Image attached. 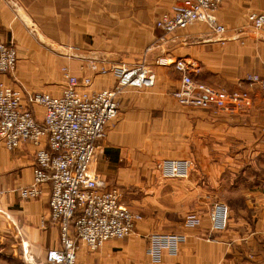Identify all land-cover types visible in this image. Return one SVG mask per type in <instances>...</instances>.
<instances>
[{"label":"crops","instance_id":"0c3cea01","mask_svg":"<svg viewBox=\"0 0 264 264\" xmlns=\"http://www.w3.org/2000/svg\"><path fill=\"white\" fill-rule=\"evenodd\" d=\"M179 2L0 0V29L21 56L14 73L0 74L2 85L60 95L67 84L59 74L64 65L74 76L91 77L89 90L98 91L116 84L112 66L131 67L143 55L157 75L154 87H126L118 95L120 114L95 164L104 188L119 186L125 204L144 219L127 239L97 250L81 245L77 264H264V92L251 89L253 109L235 116L192 108L173 96L182 75L155 64L159 57L184 58L197 81L247 89L246 72L264 77V31L248 27L251 13H264V0H223L217 13L227 29L223 43L207 40L213 34L206 24L192 23L146 54L162 35L157 21ZM28 23L59 52L50 53ZM63 49L82 56L58 54ZM101 68L111 70L101 74ZM35 113L42 122L43 108ZM36 149L31 142L12 150L0 142V264H42L59 245L60 229L49 221L50 187L35 199L19 195L33 184ZM183 158L194 161L188 179L162 178L163 159ZM222 192L230 207L227 229L206 240V212ZM191 210L203 212L198 228L183 226ZM164 231L181 232L187 241L177 255L154 262L145 254L146 235Z\"/></svg>","mask_w":264,"mask_h":264},{"label":"built area","instance_id":"2783aa9c","mask_svg":"<svg viewBox=\"0 0 264 264\" xmlns=\"http://www.w3.org/2000/svg\"><path fill=\"white\" fill-rule=\"evenodd\" d=\"M223 0H180L172 14L157 21L166 35L187 29L194 22L207 23L225 39L226 27L217 22L216 11ZM249 20L256 29H264V14L251 13ZM18 52L7 45L0 31V73L16 68ZM174 68L182 75L179 90L174 95L184 104L214 107L233 113L249 105L245 93L218 91L194 80L187 60L162 58L159 65ZM117 76L114 86L90 91L91 78L78 79L65 67L67 84L60 95L24 91L0 84V142L16 149L25 142L35 145L34 181L20 189L24 199L40 196L50 187V217L60 229V247L51 248L42 264H77L81 243L91 250L99 249L109 240L131 235L142 217L121 202L118 188L107 190L100 183L95 164L103 148L109 124L118 118V95L126 87H154L156 75L150 65L141 62L133 67L112 66ZM111 69H104V73ZM249 81L264 89V80L251 75ZM178 100V101H179ZM179 101V102H180ZM180 102V103H181ZM43 108V121L36 117L35 107ZM46 146H43V142ZM188 159H164L161 173L167 179H186L191 173ZM226 208L218 205L213 215L214 228L225 226ZM197 224L194 218L187 221ZM182 238L154 236L153 255L160 259L161 251L175 252Z\"/></svg>","mask_w":264,"mask_h":264},{"label":"rangeland","instance_id":"374dc122","mask_svg":"<svg viewBox=\"0 0 264 264\" xmlns=\"http://www.w3.org/2000/svg\"><path fill=\"white\" fill-rule=\"evenodd\" d=\"M223 2V1H222ZM177 4V3H176ZM221 6H222V3H221V5L219 6V8H218V10L216 11V17H217V22L218 23H220V24H222L220 21H219V19H218V11H219V9L221 8ZM255 13H257V12H255ZM171 14H172V9H171ZM260 14H264V13H260ZM194 23H204V22H194ZM204 24H206L211 30H212V34L213 35H211V37H213L212 39H209L208 37V39L207 40H218L216 37H217V34L214 32V30L207 24V23H204ZM224 25V24H223ZM28 26H29V30L31 31V33L35 36V37H37V38H39L38 40H39V42L41 43H43V46L44 47H46L47 48V50H49V52L51 53V51L52 52H56L54 49H52L51 48V46H50V44H49V42L46 40V39H44V38H42V36H41V33L35 28V26H34V24H32V23H28ZM225 26V25H224ZM226 27V26H225ZM248 27H249V29H251V31L252 32H254L255 34H260L262 31H264V29H256L253 25H252V23L250 22V20H249V22H248ZM158 28V27H157ZM159 29V28H158ZM160 30V29H159ZM227 30V29H226ZM0 31H1V33H2V39H3V41L7 44V45H9V46H12V47H14L15 49H16V51L18 52V63H17V65H16V68L14 69V70H12V71H9V72H6L5 74H8V73H14L16 70H17V68H18V65H19V62H20V58H21V56L19 55V47L14 43V42H10L9 40H7V38L5 37V35H4V33H3V31L0 29ZM161 31V30H160ZM183 31V30H182ZM178 32V31H177ZM227 32V31H226ZM161 33H162V35L158 38V41H159V43L157 42V43H155L154 45H151V46H149V48L145 51V53L147 54V52L148 51H153V50H155V49H157L158 48V46H163V45H165L166 43H167V40H166V36H168V35H171V34H168V35H166L165 36V38H162L163 36H164V33H163V31H161ZM173 34V33H172ZM227 33H225V36L227 37V35H226ZM226 37H225V39L224 40H218V42H221V43H223V42H225L227 39H226ZM236 39V38H235ZM41 43V44H42ZM48 44H49V46H48ZM58 54H62V52H60V53H58ZM51 55V54H50ZM63 56H65L64 54H62ZM67 55H68V58H73V59H78L77 57H80V56H82V55H80L79 54V52H77V54H76V52H72V51H70L69 52V54H68V52H67ZM55 57L54 55H51V57ZM47 57H50V56H47ZM46 57V58H47ZM146 56L145 55H143V57L136 63V64H134V65H137L138 63H141V62H145V63H147L148 64V61L146 60V58H145ZM162 58H165V57H159V58H157L156 60H155V64L156 65H159V61H160V59H162ZM47 59H49V58H47ZM178 59H184V58H178ZM95 60H98V58H95ZM184 60H186V59H184ZM89 61V63L90 64H94V61L93 60H88ZM172 61V60H171ZM174 61V60H173ZM188 63H190V65H191V62L188 60ZM133 65V66H134ZM133 66H131V67H133ZM160 66H162V65H160ZM171 66H173V64H171ZM174 67V66H173ZM65 67H64V65L63 66H61L60 68H59V74H60V78L61 77H63V78H65L64 76H65V69H64ZM67 68V67H66ZM68 69V68H67ZM104 69L105 68H101V70H100V73L102 74V73H104L103 71H104ZM175 69V68H174ZM191 69V68H190ZM154 70V69H153ZM176 70V69H175ZM192 70V69H191ZM68 71H69V69H68ZM177 71V70H176ZM70 72V71H69ZM196 72H200V69L198 68V69H196ZM106 73V72H105ZM154 73H155V75H156V72L154 71ZM0 74H4V73H0ZM71 74V73H70ZM72 75V74H71ZM251 75H257V76H259V79H262V80H264V77H262L261 75H259V74H257V73H253V72H246L245 73V77H244V81L246 82V85H247V89H245V90H229V89H227V88H224V87H219V88H217V87H213V86H211V85H208V84H206V83H203V82H200V81H197V80H195V81H197V82H200V83H203V84H206L207 86H209V87H211V88H213V89H215V90H218V91H223V90H226L228 93H245L246 95H247V97H248V99L247 100H249V105L248 106H245V107H241V108H239L237 111H235V112H233V113H226V112H222V111H218L216 108H214V107H211V108H199V107H194V108H199V109H204V110H209V111H213L214 113H216V114H222V115H230V116H235V115H239V114H241V113H243V112H248V111H250V110H252L253 109V107H254V101H253V96H252V94H251V89H253V88H258L260 91H262V92H264V89L260 86V84H258V83H251L250 81H249V79H250V77H251ZM74 76V75H73ZM77 77V76H76ZM78 79H83V78H91V77H83V78H79V77H77ZM156 79H157V75H156ZM181 80H182V78H181ZM156 83V82H155ZM180 85H181V82H180ZM180 87V86H179ZM16 88H19V89H21V90H24V88H22V87H16ZM179 90V88L177 89V90H175L174 92H173V96L177 99V100H179L175 95H174V93L176 92V91H178ZM24 91H26V90H24ZM27 91H33V90H28L27 89ZM34 92V91H33ZM180 101V100H179ZM181 102V101H180ZM179 102V103H180ZM181 104L182 105H185V106H189V105H186V104H184V103H182L181 102ZM37 107V106H36ZM35 107V108H36ZM189 107H192L193 108V106H189ZM34 108V109H35ZM110 125V124H109ZM109 127V126H108ZM108 129V128H107ZM105 140V139H104ZM104 143V142H103ZM183 159H187V158H183ZM164 160V159H163ZM188 160H190L191 162H192V168H191V173H190V175H189V177L191 176V174H192V171H193V169H194V161L192 160V159H189L188 158ZM162 162V161H161ZM161 162H160V164H159V169H160V174L162 175V173H161ZM188 177V178H189ZM162 178H164L163 176H162ZM188 178H186V179H188ZM164 179H167V178H164ZM176 180H183V179H176ZM32 185V184H31ZM30 185V186H31ZM27 187H29V186H27ZM45 188V187H44ZM112 188H118L121 192H122V197H121V202H122V204L125 206V207H127L130 211H132V212H134V213H137V214H139L141 217H142V219L137 223V225L144 219V216H143V214L141 213V212H136L135 210H133V209H131L128 205H126L125 204V202H124V193H123V191H122V189L119 187V186H115V187H111L110 189H112ZM22 189V188H21ZM106 189V188H105ZM110 189H107V190H110ZM20 191V190H19ZM43 191H44V189H43ZM20 195V194H19ZM225 196H227V194L226 193H224V192H222L221 193V195H219L218 196V198L217 199H213V200H211L210 201V206H209V209H208V211L206 212V214H207V216H208V219H209V230H208V235H207V237H206V240H212V235L213 234H215V233H222V232H224L226 229H227V225H228V221H229V218H230V207H229V205L227 204V202H226V200H225ZM37 198V197H36ZM24 199V198H23ZM32 199H35V198H32ZM218 205H224L225 206V208H226V219H225V226L223 227V229H215L214 228V226H213V224H214V220H213V215H214V213H215V210H216V207L218 206ZM190 218H194L196 221H197V224H195V225H190V224H188L187 223V221H188V219H190ZM49 221L52 223V224H54L55 226H57L58 228H59V226L55 223V222H53L52 221V219H51V217H50V212H49ZM182 223H183V226L185 227V228H198V227H200L201 225H202V223H203V212L202 211H189L185 216H184V218H183V220H182ZM136 225V226H137ZM135 229H136V227H135ZM134 229V230H135ZM154 236H164V237H171V236H176V237H180V238H182V241L179 243V245H178V247H177V249H176V251L175 252H169V251H167L166 249H164V250H162L161 251V257H160V259H155V257H154V255H153V242H152V237H154ZM127 238H129V236L128 237H126V238H124V239H127ZM124 239H118V240H124ZM110 241V240H109ZM187 241V236L185 235V234H183V233H181V232H175V231H164V232H150V233H148L147 235H146V248H145V254L147 255V257H149L150 259H152V261H154V262H159V261H161L162 260V258H163V255L165 254V253H167V254H169V255H177L179 252H180V249H181V246L185 243ZM108 242V241H107ZM106 242V243H107ZM105 244V243H104ZM103 244V245H104ZM81 245H83L82 243H81ZM81 245H80V247H81ZM102 245V246H103ZM101 246V247H102ZM58 247H60V240H59V245L57 246V247H52V248H58ZM80 247H79V249H80ZM100 247V248H101ZM99 248V249H100ZM51 249V248H50ZM97 250V249H96ZM48 252V251H47Z\"/></svg>","mask_w":264,"mask_h":264},{"label":"water","instance_id":"95a60500","mask_svg":"<svg viewBox=\"0 0 264 264\" xmlns=\"http://www.w3.org/2000/svg\"><path fill=\"white\" fill-rule=\"evenodd\" d=\"M49 44H50L52 49H54L55 51L59 52V50H60L59 47H57L56 45L51 44V43H49ZM49 44H48V46H49ZM60 52H62V54H64V55H67L68 50L67 49H63V51H60Z\"/></svg>","mask_w":264,"mask_h":264}]
</instances>
